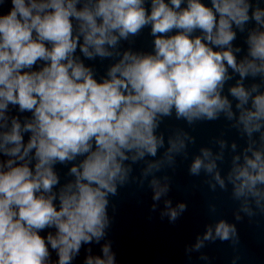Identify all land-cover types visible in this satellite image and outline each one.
<instances>
[{
	"label": "clouds",
	"instance_id": "1",
	"mask_svg": "<svg viewBox=\"0 0 264 264\" xmlns=\"http://www.w3.org/2000/svg\"><path fill=\"white\" fill-rule=\"evenodd\" d=\"M10 3L0 14V264H74L82 249L83 264H117L106 239L111 198L147 182L159 202L171 176L157 174L196 143L183 127L166 137L169 118L226 121L243 145L222 134L188 173L230 192L236 221L264 213V0ZM146 28L151 52L122 48ZM97 60L109 61L99 79L85 63ZM164 206L170 222L187 208ZM238 239L221 219L192 249Z\"/></svg>",
	"mask_w": 264,
	"mask_h": 264
}]
</instances>
